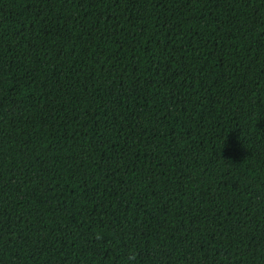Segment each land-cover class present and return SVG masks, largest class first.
Listing matches in <instances>:
<instances>
[{
  "label": "trees",
  "instance_id": "trees-1",
  "mask_svg": "<svg viewBox=\"0 0 264 264\" xmlns=\"http://www.w3.org/2000/svg\"><path fill=\"white\" fill-rule=\"evenodd\" d=\"M0 264H264V0H0Z\"/></svg>",
  "mask_w": 264,
  "mask_h": 264
}]
</instances>
